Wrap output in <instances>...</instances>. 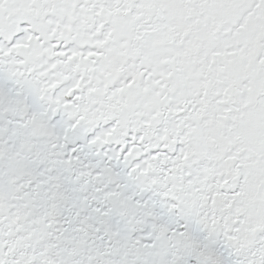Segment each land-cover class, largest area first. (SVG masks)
Wrapping results in <instances>:
<instances>
[{"label":"snow or ice","instance_id":"1","mask_svg":"<svg viewBox=\"0 0 264 264\" xmlns=\"http://www.w3.org/2000/svg\"><path fill=\"white\" fill-rule=\"evenodd\" d=\"M0 264H264V0H0Z\"/></svg>","mask_w":264,"mask_h":264}]
</instances>
